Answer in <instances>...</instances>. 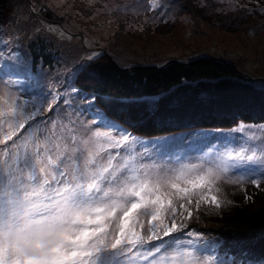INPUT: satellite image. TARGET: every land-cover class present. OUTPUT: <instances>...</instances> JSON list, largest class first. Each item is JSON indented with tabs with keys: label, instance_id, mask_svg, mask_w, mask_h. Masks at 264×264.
I'll return each instance as SVG.
<instances>
[{
	"label": "snow or ice",
	"instance_id": "snow-or-ice-1",
	"mask_svg": "<svg viewBox=\"0 0 264 264\" xmlns=\"http://www.w3.org/2000/svg\"><path fill=\"white\" fill-rule=\"evenodd\" d=\"M68 7L34 3L23 24L17 11L0 25V264H264V219L241 222L230 238L199 226L206 212L223 215L236 203L230 187L249 200V185L264 190V80L246 86L255 92L259 83L258 101L167 90L105 98L79 86L104 55L99 42L40 18ZM182 7L179 0L102 6L151 13L146 20L160 23L175 21ZM234 7L264 13V4ZM77 35L71 66L46 67L43 57L37 65L25 51L39 39ZM136 115L180 130L143 135ZM257 235L259 250L251 244Z\"/></svg>",
	"mask_w": 264,
	"mask_h": 264
},
{
	"label": "rangeland",
	"instance_id": "rangeland-1",
	"mask_svg": "<svg viewBox=\"0 0 264 264\" xmlns=\"http://www.w3.org/2000/svg\"><path fill=\"white\" fill-rule=\"evenodd\" d=\"M49 2L50 0H8V5L0 16V25L9 24L13 20V13L17 11L23 24L32 4ZM64 2L70 7L55 13L43 10L40 18L45 22L64 25L74 33L83 32L87 38L99 42L104 55L108 54L121 66L123 61L133 66H160L172 59L189 61L197 57L213 56L235 63L252 81L264 80V28H259L260 22L264 20V13L245 16L240 9L234 7L264 4V0H179L183 7L175 21L170 19L167 23L146 20L151 13H109L102 8L103 5L124 3L126 0ZM34 22H37L36 17L29 21V26ZM2 36L3 32L0 31V37ZM82 39L77 35L72 40L57 41L55 37L42 40L54 48L55 66L62 67L66 62L71 66V61L77 58ZM31 45L25 49L30 55ZM257 85L260 86L259 83ZM233 193L231 196L238 195L237 192ZM247 195H251L252 199L245 202L249 206L252 202L254 205L245 211H237L236 208L230 211L229 208L223 211V215L212 211L203 214L200 219L205 221L202 222L205 230L214 234L221 231L234 234L241 222L249 220L259 223L264 219V190L249 185ZM243 196L246 198L245 192ZM234 200L238 202L237 198Z\"/></svg>",
	"mask_w": 264,
	"mask_h": 264
},
{
	"label": "trees",
	"instance_id": "trees-1",
	"mask_svg": "<svg viewBox=\"0 0 264 264\" xmlns=\"http://www.w3.org/2000/svg\"><path fill=\"white\" fill-rule=\"evenodd\" d=\"M8 5V0H0V16L3 15V10ZM3 12V13H2ZM32 48V57L39 65L41 57L48 65H55L56 55L52 46L46 45L42 39L37 40ZM252 81L248 78L235 63L219 57L206 56L197 57L189 61H181L172 59L164 65H137L131 67L130 70H125L112 57L103 55L98 59L83 84L80 87L85 90H96L98 95L116 97L118 95H133L141 98H151L162 91H170L176 97L198 98L202 94H208L214 98H219L225 101H231L233 98L247 96L249 99L259 100L260 86H256L255 92H249L247 85ZM140 111L139 108L136 109ZM243 115L254 116L258 115L256 110H242ZM215 114H213L214 116ZM243 115L241 118H243ZM138 120L142 126L143 135L155 136L161 134L162 131H179L178 128H163L160 124L151 121H144L139 115L133 117ZM191 115L184 116L183 119H191ZM209 119L212 117L209 116ZM219 120V117H215ZM175 120L176 117H170ZM195 119H201L196 116ZM199 126V125H198ZM206 126V125H205ZM227 126V125H219ZM237 192L238 195L231 196ZM230 199L237 198V201L230 207V211L234 208L237 211L251 208L254 204L245 202L244 191L228 189ZM259 197V196H258ZM225 208L223 211H227ZM200 219L199 226L206 229ZM216 231V230H215ZM220 233V234H219ZM236 232H234L235 234ZM230 231H221L216 233L217 236L230 238L234 235ZM252 246L259 250L262 244L259 236L251 241Z\"/></svg>",
	"mask_w": 264,
	"mask_h": 264
}]
</instances>
